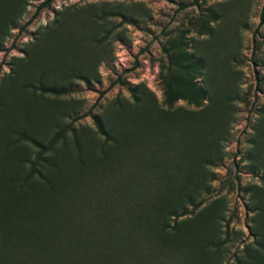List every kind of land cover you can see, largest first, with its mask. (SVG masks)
Returning <instances> with one entry per match:
<instances>
[{"label":"rangeland","instance_id":"374dc122","mask_svg":"<svg viewBox=\"0 0 264 264\" xmlns=\"http://www.w3.org/2000/svg\"><path fill=\"white\" fill-rule=\"evenodd\" d=\"M42 1L0 0V264H264V0Z\"/></svg>","mask_w":264,"mask_h":264},{"label":"trees","instance_id":"16d2710c","mask_svg":"<svg viewBox=\"0 0 264 264\" xmlns=\"http://www.w3.org/2000/svg\"><path fill=\"white\" fill-rule=\"evenodd\" d=\"M51 1L52 0H43L36 7L35 13H38L42 8L47 7L51 3ZM197 2H198V0H192L191 1V4L192 5H195V4H197ZM185 7H186V4L179 3L178 6H177V9L178 10H181V9H183ZM263 13H264V5L261 8L260 21H259L258 25L261 24V22H262ZM90 111H91V109L89 110V113H90ZM93 209H95V208H93ZM114 218H116V217L114 216ZM112 219H113V217H112ZM66 231H68V230H66ZM163 231H166L165 228L162 229V232ZM107 238H108V236H107ZM106 240L107 239H104V240H102V242H100L101 248L97 252V255L104 256L103 251H105L107 249V247H108ZM108 253H110L109 255H112V253L107 250L106 254H108ZM62 254L63 255H66V252L65 251H62ZM77 254H80L82 256V258H84L83 260H85V262H87V264H92L89 261L90 253H89V250L88 249H81L80 251H78ZM74 255H75L74 252H70V254L67 257L66 256H59L58 254H56L55 258L58 259V264L61 263V262H62L61 264H74L75 263ZM76 261H77V259H76Z\"/></svg>","mask_w":264,"mask_h":264}]
</instances>
